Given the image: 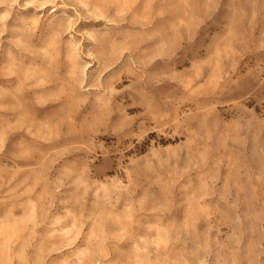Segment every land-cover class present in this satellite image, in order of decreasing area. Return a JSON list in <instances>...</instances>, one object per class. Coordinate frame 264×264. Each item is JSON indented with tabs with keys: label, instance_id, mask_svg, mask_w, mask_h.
<instances>
[{
	"label": "rangeland",
	"instance_id": "obj_1",
	"mask_svg": "<svg viewBox=\"0 0 264 264\" xmlns=\"http://www.w3.org/2000/svg\"><path fill=\"white\" fill-rule=\"evenodd\" d=\"M0 264H264V0H0Z\"/></svg>",
	"mask_w": 264,
	"mask_h": 264
}]
</instances>
